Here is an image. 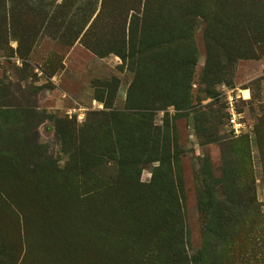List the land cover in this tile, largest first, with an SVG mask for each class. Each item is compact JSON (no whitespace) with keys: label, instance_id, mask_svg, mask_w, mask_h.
<instances>
[{"label":"rangeland","instance_id":"obj_1","mask_svg":"<svg viewBox=\"0 0 264 264\" xmlns=\"http://www.w3.org/2000/svg\"><path fill=\"white\" fill-rule=\"evenodd\" d=\"M190 2L0 0V264H161L165 221L264 264V0H198L226 47L195 17L189 101L162 106L155 44Z\"/></svg>","mask_w":264,"mask_h":264},{"label":"trees","instance_id":"obj_2","mask_svg":"<svg viewBox=\"0 0 264 264\" xmlns=\"http://www.w3.org/2000/svg\"><path fill=\"white\" fill-rule=\"evenodd\" d=\"M192 1L193 2H190L191 6H187V11L175 27L176 29L171 31L169 38L167 40L158 41L155 44L158 55H174V58L172 57L167 61L169 64L166 65L162 62L159 64L158 67L160 71H163L164 68L165 71H163L162 75L157 78V81L149 82L151 87L154 89H166V95H162L160 98L154 99L156 102H161L162 106L171 104L176 107H184L189 101L190 79L195 55L194 46L191 40V29L195 17L200 16L208 22L205 28L207 55H212V58L214 55H222L223 52L222 54L219 53L220 48L224 49L226 47L225 43L219 36L218 30H214L211 28V25H209L211 24L209 19L211 9L209 8V5L207 9L201 10L198 9V0ZM224 52L226 53H224V55L230 54L229 49ZM216 59L218 61L219 56H216ZM205 67H208L207 63ZM174 89L181 91L179 97L167 95L168 92ZM221 220L222 219L219 218L216 222L217 226L220 228L222 227L221 225L224 224ZM211 222L213 221L209 219V221L205 224V228L207 230L212 229ZM160 224L162 225L161 222ZM164 224L169 227L168 229H170L171 232L170 230H167L162 233L161 242L164 245H167V247L169 246V249H166L167 247L164 246V253L162 254V257H159L158 254L160 253L155 256H152L151 253L148 255L149 257H153V259L156 257L160 260L161 264H226L224 263L225 261H223V256L226 254V251L224 250V247H220L221 244H219L217 238V241L215 240L213 245H211L208 236H205L203 238L201 248L195 253L189 254L184 249V236L182 235L183 230L180 228V225H177L178 221H170L169 225L166 224L165 221ZM160 227L161 226H159V228ZM219 247L221 250H219Z\"/></svg>","mask_w":264,"mask_h":264},{"label":"built area","instance_id":"obj_3","mask_svg":"<svg viewBox=\"0 0 264 264\" xmlns=\"http://www.w3.org/2000/svg\"><path fill=\"white\" fill-rule=\"evenodd\" d=\"M221 95L226 124L230 132L233 135H237L242 131L244 126L241 121V115L237 110V102L239 99L245 98L243 97L241 90H233L224 85L221 86Z\"/></svg>","mask_w":264,"mask_h":264},{"label":"bare ground","instance_id":"obj_4","mask_svg":"<svg viewBox=\"0 0 264 264\" xmlns=\"http://www.w3.org/2000/svg\"><path fill=\"white\" fill-rule=\"evenodd\" d=\"M241 91H242V95H243V97H244V98H247V97H245L244 94H243V91H244V90H241Z\"/></svg>","mask_w":264,"mask_h":264}]
</instances>
